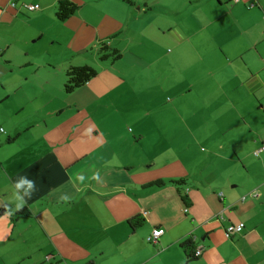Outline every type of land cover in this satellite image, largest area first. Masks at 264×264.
I'll list each match as a JSON object with an SVG mask.
<instances>
[{
	"label": "crops",
	"instance_id": "1",
	"mask_svg": "<svg viewBox=\"0 0 264 264\" xmlns=\"http://www.w3.org/2000/svg\"><path fill=\"white\" fill-rule=\"evenodd\" d=\"M58 1L0 0V264H264V0ZM198 139L221 170L172 152Z\"/></svg>",
	"mask_w": 264,
	"mask_h": 264
},
{
	"label": "trees",
	"instance_id": "2",
	"mask_svg": "<svg viewBox=\"0 0 264 264\" xmlns=\"http://www.w3.org/2000/svg\"><path fill=\"white\" fill-rule=\"evenodd\" d=\"M129 2L130 4H134L133 0H125ZM79 9V6L74 3L71 0H59L57 3V11L56 16L58 20L65 21L70 16L75 14ZM99 56L102 61L107 60H117L121 57L120 50L114 47H111L108 45V43H102L100 45L99 49ZM98 73V70L91 66V65H83V66H73L67 70V80L65 82V91L67 93H72L79 87L86 84L90 79H92L94 76H96ZM171 182L175 183L180 188H183V186L186 184L185 179H179V180H172ZM155 184L162 185L164 184L162 181H157ZM182 190V189H181ZM180 195L185 202L186 206L189 208L191 205V201L188 197V195L182 191H180ZM30 211L26 208H22L18 210L13 216L12 220L16 221V219L21 215H29ZM130 226L132 229L140 228L144 225L145 219L140 216H135L129 220ZM185 252L187 253L189 260L197 258L195 256V248H194V242L192 240L187 241L184 243Z\"/></svg>",
	"mask_w": 264,
	"mask_h": 264
},
{
	"label": "rangeland",
	"instance_id": "3",
	"mask_svg": "<svg viewBox=\"0 0 264 264\" xmlns=\"http://www.w3.org/2000/svg\"><path fill=\"white\" fill-rule=\"evenodd\" d=\"M62 39L63 41H66L67 38L64 37ZM168 118L170 120L177 119V117L174 116L173 114L170 116L168 115ZM175 143L176 141H174V143L172 144V147H173L172 152H175L179 156H184V155L188 156L190 158L189 161L191 162L189 165L190 170H193L195 172L200 165L202 164L204 165L206 162L210 163L208 170L212 168H216V167L221 170V160L220 159H215V160L213 159L212 161L204 160L209 154H211V152H216V153L221 154V143L220 144L211 143L209 140H204V139L194 140L191 143H181V142H178L177 144ZM4 152H7V151H4ZM223 167L227 168L228 165L223 166ZM236 178H238V176ZM12 214L9 212L7 213L3 212L0 215V218L11 219Z\"/></svg>",
	"mask_w": 264,
	"mask_h": 264
},
{
	"label": "built area",
	"instance_id": "4",
	"mask_svg": "<svg viewBox=\"0 0 264 264\" xmlns=\"http://www.w3.org/2000/svg\"><path fill=\"white\" fill-rule=\"evenodd\" d=\"M25 7L30 11H36V10H39L41 8L40 4H26ZM1 130H3V128ZM261 151H264V146L260 150L255 151V155H259V153ZM244 227H245L244 223H239L236 225H234V224L230 225L226 230L227 236H231L233 233H239V232L243 231ZM157 233H159V234H157ZM163 233H164L163 228L154 229L153 233L149 236L148 241L153 243V244L157 243L159 237ZM202 254H203V248L200 246L195 250V256L199 257ZM49 259H50V257L47 258V260H49Z\"/></svg>",
	"mask_w": 264,
	"mask_h": 264
},
{
	"label": "water",
	"instance_id": "5",
	"mask_svg": "<svg viewBox=\"0 0 264 264\" xmlns=\"http://www.w3.org/2000/svg\"><path fill=\"white\" fill-rule=\"evenodd\" d=\"M5 210H6V209H5ZM5 210H4V211H5ZM4 211H2V212H4Z\"/></svg>",
	"mask_w": 264,
	"mask_h": 264
},
{
	"label": "clouds",
	"instance_id": "6",
	"mask_svg": "<svg viewBox=\"0 0 264 264\" xmlns=\"http://www.w3.org/2000/svg\"><path fill=\"white\" fill-rule=\"evenodd\" d=\"M157 234H159V233H157Z\"/></svg>",
	"mask_w": 264,
	"mask_h": 264
}]
</instances>
